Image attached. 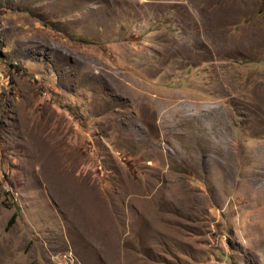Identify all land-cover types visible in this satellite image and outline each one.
Segmentation results:
<instances>
[{"label": "rangeland", "instance_id": "rangeland-1", "mask_svg": "<svg viewBox=\"0 0 264 264\" xmlns=\"http://www.w3.org/2000/svg\"><path fill=\"white\" fill-rule=\"evenodd\" d=\"M0 264H264V0H0Z\"/></svg>", "mask_w": 264, "mask_h": 264}, {"label": "trees", "instance_id": "trees-1", "mask_svg": "<svg viewBox=\"0 0 264 264\" xmlns=\"http://www.w3.org/2000/svg\"><path fill=\"white\" fill-rule=\"evenodd\" d=\"M10 224H13V220L10 222Z\"/></svg>", "mask_w": 264, "mask_h": 264}]
</instances>
